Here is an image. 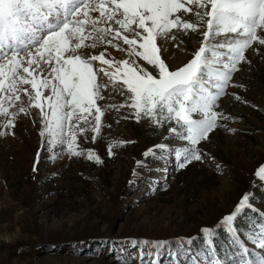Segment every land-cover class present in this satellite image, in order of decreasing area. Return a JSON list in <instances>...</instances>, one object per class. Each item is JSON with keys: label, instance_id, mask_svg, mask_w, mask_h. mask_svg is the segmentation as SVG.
<instances>
[{"label": "snow or ice", "instance_id": "1", "mask_svg": "<svg viewBox=\"0 0 264 264\" xmlns=\"http://www.w3.org/2000/svg\"><path fill=\"white\" fill-rule=\"evenodd\" d=\"M188 13L194 21L185 18ZM189 30L200 32L199 47L186 63L171 68L162 58L160 41L171 40L176 47L177 34ZM105 44L126 58H106V50L92 54ZM258 45L264 46V0H0V136L13 134L19 114L29 115L34 107L40 110L39 136L50 160L65 154L70 159L84 156L77 136L86 138L87 126L95 141L104 114L97 101L104 98L101 91L110 88L130 101L126 106L134 110L135 119L146 117L157 127L171 125L162 142L134 160L128 184L142 171L156 170L147 164L149 158H172L177 169H183L201 161L206 155L201 142L233 119L219 101L230 86L242 87L233 82V73L247 62L246 50L255 51ZM169 139L174 143L164 142ZM117 143L131 141L109 143V157ZM86 153L87 160L103 162L93 149ZM39 155L38 149L34 172ZM253 175L264 187V164ZM254 195L245 192L230 213L191 236L111 243L138 247L140 264H158L151 258L164 253L169 264H264V211L250 202ZM221 234L225 242L218 246ZM242 235L253 247L246 246Z\"/></svg>", "mask_w": 264, "mask_h": 264}, {"label": "rangeland", "instance_id": "2", "mask_svg": "<svg viewBox=\"0 0 264 264\" xmlns=\"http://www.w3.org/2000/svg\"><path fill=\"white\" fill-rule=\"evenodd\" d=\"M185 18L195 20L192 13ZM201 39L199 31L189 30L187 35L177 34L176 47L173 41L162 40V58L171 68L181 66ZM245 55L247 62L233 73V82L242 87L230 86L219 101L220 109L233 119L201 142L203 159L178 170L172 158L168 162L149 158L147 164L156 170L142 171L131 185L134 160L164 140L170 123L157 127L146 117L135 119L134 110L126 106L130 101L107 88L97 101L104 110L97 138L93 141L87 126L86 138L77 136L85 155L70 159L65 154L52 161L37 131L40 110L33 107L29 115L19 114L13 134L0 136V264H140L138 247L113 246L111 241L191 236L230 213L245 192H254L250 202L264 211V187L253 175L264 164V46L250 48ZM233 93L246 103L235 100ZM119 141L131 143H117L109 157L108 144ZM87 149L103 162L87 160ZM223 242L221 234L217 245ZM245 243L253 247L246 239ZM149 259L145 249L144 260ZM151 259L169 264L166 253Z\"/></svg>", "mask_w": 264, "mask_h": 264}, {"label": "bare ground", "instance_id": "3", "mask_svg": "<svg viewBox=\"0 0 264 264\" xmlns=\"http://www.w3.org/2000/svg\"><path fill=\"white\" fill-rule=\"evenodd\" d=\"M119 44H121V43H119ZM101 51H105L106 58H109V56L114 57L117 60L125 58V57L122 56L121 53H119L120 51L118 52L117 49L115 50L111 45H107V44L102 45V46L98 47L97 49H93L92 50V54H94V55L95 54H99V52H101ZM96 64L99 65V62H96ZM40 127L41 126H39V129H40ZM37 131L39 133L38 129H37Z\"/></svg>", "mask_w": 264, "mask_h": 264}]
</instances>
